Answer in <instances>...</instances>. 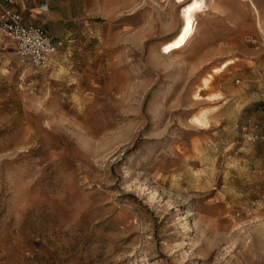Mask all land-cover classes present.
<instances>
[{"label": "rangeland", "instance_id": "obj_1", "mask_svg": "<svg viewBox=\"0 0 264 264\" xmlns=\"http://www.w3.org/2000/svg\"><path fill=\"white\" fill-rule=\"evenodd\" d=\"M193 1L49 0L41 68L0 36V264H264V201L227 219L264 165V0H205L164 53Z\"/></svg>", "mask_w": 264, "mask_h": 264}, {"label": "built area", "instance_id": "obj_2", "mask_svg": "<svg viewBox=\"0 0 264 264\" xmlns=\"http://www.w3.org/2000/svg\"><path fill=\"white\" fill-rule=\"evenodd\" d=\"M31 1L38 12L44 14L48 12L49 0H0V36L12 43L14 54L18 58L27 61L33 67L41 68L52 58L56 46L41 24L22 23L17 6ZM242 39L251 44H258L252 35L243 34ZM263 128L264 117L258 121L246 119L241 129L245 141L249 143L264 141ZM251 172L260 178L258 194L248 201L247 207L234 209L228 215L227 219L232 224L241 219H248L257 208H260L258 203L264 201V165L252 168Z\"/></svg>", "mask_w": 264, "mask_h": 264}, {"label": "bare ground", "instance_id": "obj_3", "mask_svg": "<svg viewBox=\"0 0 264 264\" xmlns=\"http://www.w3.org/2000/svg\"><path fill=\"white\" fill-rule=\"evenodd\" d=\"M204 1L205 0H195L184 7L182 12V17L184 21L182 28L173 41L168 42L162 47L164 53H167L171 49H177L178 47H180L182 42L190 35V32L193 30L194 26V19L192 17V13L199 9H202V7H205Z\"/></svg>", "mask_w": 264, "mask_h": 264}, {"label": "crops", "instance_id": "obj_4", "mask_svg": "<svg viewBox=\"0 0 264 264\" xmlns=\"http://www.w3.org/2000/svg\"><path fill=\"white\" fill-rule=\"evenodd\" d=\"M52 3H53V0H52ZM220 5L222 6L223 11H227V5L226 4H220ZM251 5L253 6V4H251ZM49 6H50V2H49ZM48 10H49V7H48ZM17 11H19V13H20L22 23H24V24L25 23L41 24V22H40L41 19H39L38 17H40V15H43L44 13L38 12L36 10L34 2L31 1V2L25 3L24 5L19 4L17 6ZM54 15L55 14L51 13L48 16V18L53 19ZM201 52H209V50H203ZM263 131H264V128H263ZM258 147H259V149H263L264 148V141L260 142L258 144Z\"/></svg>", "mask_w": 264, "mask_h": 264}]
</instances>
